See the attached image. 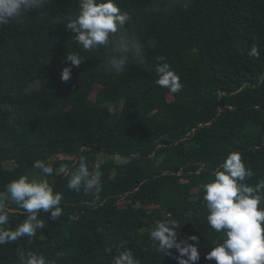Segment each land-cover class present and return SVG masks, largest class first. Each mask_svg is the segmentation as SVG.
Segmentation results:
<instances>
[{
	"label": "trees",
	"instance_id": "obj_1",
	"mask_svg": "<svg viewBox=\"0 0 264 264\" xmlns=\"http://www.w3.org/2000/svg\"><path fill=\"white\" fill-rule=\"evenodd\" d=\"M117 2L131 15L129 28L145 43L149 65L129 64L118 76L104 72V49L83 52L66 21L52 23L76 0H51L0 29V104L14 108L0 109V191L39 173L37 159L53 166L48 180L63 193L64 212L55 221L40 213L45 228L31 247L53 258L62 249L57 264H110L107 248L113 255L131 248L141 264H177L156 254L147 236L169 213L181 221V237H199L198 264H215L204 259L216 234L201 185L232 151L252 168L249 183L264 178V0ZM253 44L259 59L248 56ZM71 51L84 60L62 82ZM158 55L183 84L170 99L155 84ZM81 158L90 170L103 161L101 171L109 173L98 198L66 187ZM23 219L14 211L12 226ZM16 247L0 246L4 264H14Z\"/></svg>",
	"mask_w": 264,
	"mask_h": 264
},
{
	"label": "clouds",
	"instance_id": "obj_2",
	"mask_svg": "<svg viewBox=\"0 0 264 264\" xmlns=\"http://www.w3.org/2000/svg\"><path fill=\"white\" fill-rule=\"evenodd\" d=\"M50 3L51 0H0V29L14 20H22L45 9ZM183 6L187 8L188 3ZM65 21L66 28L72 33L73 43L80 50L98 52L104 49V72L118 76L125 72L129 64L149 66L145 43L130 30L132 17L117 0H76L74 10L52 19L55 25ZM148 47L154 48L155 44L151 43ZM260 55L259 46L253 44L248 56L259 59ZM83 60L78 51L67 52L66 61L70 64L62 69L61 81L68 82L73 67H78ZM152 68L158 87L173 94L182 91L180 76L166 57L156 56ZM0 109L14 111L9 104H0ZM9 123L19 130L14 121ZM102 164L103 161H99L90 170L81 158L67 173V189L75 192L83 189L98 198L102 191ZM32 168L39 173L31 178L21 175L0 191V246L17 245L14 264H57V260L64 257L62 249L56 251L53 258L34 250L31 245L45 228L41 212L49 214L53 221L63 215L61 205L64 195L55 191L48 180L54 172L51 164L37 159ZM212 176L213 179L201 185L203 204L208 213L206 222L216 234L204 259L215 261V264H264V178L258 179L254 185L249 183L254 172L238 151L229 152ZM12 205L16 208L12 209ZM14 211H20L24 216L15 227L12 226ZM181 229V221L169 213L150 225L148 240L158 255L170 256L177 264H198L201 260L199 237L195 234L181 237ZM172 249L178 255L170 251ZM106 251L111 257L110 264H141L131 248H117L114 255L112 248ZM0 264L4 261L0 260Z\"/></svg>",
	"mask_w": 264,
	"mask_h": 264
},
{
	"label": "rangeland",
	"instance_id": "obj_3",
	"mask_svg": "<svg viewBox=\"0 0 264 264\" xmlns=\"http://www.w3.org/2000/svg\"><path fill=\"white\" fill-rule=\"evenodd\" d=\"M36 86H37V84L35 83V84L31 85L30 88H32V87H36ZM168 98H169V99L172 98V93H169V94H168ZM59 127H60V125H56V126H54V127L51 129V131L58 129ZM60 157H66V155H60ZM117 161H118V162H121L122 160H121V159H117ZM102 177H104V178H109L110 176H109V173H107V171H104Z\"/></svg>",
	"mask_w": 264,
	"mask_h": 264
}]
</instances>
